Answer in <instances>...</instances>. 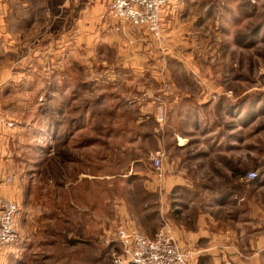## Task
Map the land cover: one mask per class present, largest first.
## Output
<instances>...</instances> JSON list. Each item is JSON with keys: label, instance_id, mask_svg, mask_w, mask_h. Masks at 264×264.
<instances>
[{"label": "rangeland", "instance_id": "1", "mask_svg": "<svg viewBox=\"0 0 264 264\" xmlns=\"http://www.w3.org/2000/svg\"><path fill=\"white\" fill-rule=\"evenodd\" d=\"M106 1L103 9L98 0H63L66 24L80 17L84 39L78 47L67 35L72 46L63 71L69 73L67 99L56 100V94L51 101L42 71L52 61L44 57L35 71L21 75L22 91L9 95L14 97L10 107H0L19 127L9 139L13 169L0 172V184L17 190L11 198L0 193L19 205L16 242L54 238L52 222L45 221L40 234L25 223H38L28 211L32 205L52 209L57 184L73 192L79 204L107 210L109 229L102 226L104 213L80 216L79 225L99 218L92 223L98 222L99 237L81 236L83 241L64 245L61 264H108L109 248L117 247L116 228L134 226L153 236L167 223L165 202L175 211L192 201L201 208L218 192L224 204L246 195L258 206L252 212L264 209V0H171L164 8L172 11L164 16L161 39L133 26L124 34L115 31L104 17ZM94 8L103 9L98 27L88 24ZM108 29L132 44L129 49L135 35H142L148 48L115 57L104 39ZM137 57L148 61L142 66L150 78L145 85L158 94L144 112L138 106L150 98L138 99L142 90L127 89L130 76L121 67L109 74L101 65L105 59ZM155 57L163 63L158 75L149 71ZM156 149L165 154L160 176L149 158ZM253 170L255 176L247 180ZM172 174L180 181L164 192V176ZM26 253L21 251L16 264H60L55 257L35 262Z\"/></svg>", "mask_w": 264, "mask_h": 264}, {"label": "crops", "instance_id": "2", "mask_svg": "<svg viewBox=\"0 0 264 264\" xmlns=\"http://www.w3.org/2000/svg\"><path fill=\"white\" fill-rule=\"evenodd\" d=\"M104 2L105 0H98V4L102 8ZM107 2L108 0L105 8ZM103 9L94 8L93 12L88 15V24L98 27L100 25L98 18ZM15 11L19 13L14 15ZM171 11L166 12L165 9L161 12L162 22H165L166 15L170 14ZM72 23V26L66 24L63 0H0V107L6 109L10 107L8 105L12 103L14 97H9V95L14 93L15 96L16 91H22L19 85L21 75L35 71L37 68L36 61L44 57H49L52 61L49 67L44 68L42 71L46 74L44 82L52 98L51 101L55 100L54 96L56 94V96H59L56 100L63 101L65 97L67 99L70 89L69 73L64 74L63 71L68 70L67 64L64 63L66 50L72 48L68 44L67 35L68 38L74 37L75 46L80 47L84 42L83 25L80 17L73 20ZM67 29L69 30L67 31ZM108 31L109 34L104 39L108 41V48L115 57V53L120 51L131 54V50L134 48L135 54H138L141 48H148L147 44H143L145 38L142 35H135L134 47L129 49L133 46L132 44L127 45L124 39L115 36L111 29H108ZM71 33L74 35L72 36ZM131 55L132 57L135 56L134 54ZM131 55L129 58H131ZM129 58L120 60L117 58L105 59L101 62V65L107 67L109 74L114 73L116 75L117 69L121 67L124 74L130 76L127 81V89L129 91L133 88L134 90H142L138 99L150 98L147 103L138 106L144 112L150 109V105H154L151 99L158 96V94L149 93L152 89L145 85V82L150 78L144 77L142 66L148 65V61L141 57ZM22 62L23 64L20 65ZM162 65L163 63L155 57L151 63L152 70L149 71L158 75V66L160 68ZM57 71H60L61 74ZM153 77L157 78L158 76ZM110 78L112 80L113 77L110 76ZM27 88L32 89L33 87L29 86ZM16 123V119L6 115L5 110L0 109V172L8 174H10L14 165L13 152L15 150H13L14 148L10 143V138L15 139V131L19 128ZM13 132L15 133L13 134ZM56 179L59 180L58 177ZM176 181H180L179 175L164 176V192L171 189ZM171 182L172 184L168 188V183ZM56 186L57 191L53 190L51 193L52 209H47L45 206L41 207V205L34 208L32 205V211L30 208H28V211H30L31 216L39 218L38 223L34 219L25 223V227L27 225L30 229L37 227V233L40 234L43 223L45 221L52 222L54 238L30 240L28 237L27 241H15L10 246L0 250V264H16L22 250L28 251V253L23 254L24 257L32 255L35 262L49 261L55 257V262L59 261L61 264L65 256L63 252L64 245L73 246L77 241H83L81 236L99 237L98 222L92 224L94 218L99 221L98 217H101L104 213L102 219L104 224L102 226L106 225L108 229L110 228L107 210L103 212L106 208H98V211L97 208H88L84 202L78 203L79 201L73 192L61 188L58 184ZM66 186V184L62 185L64 188ZM14 188L16 187L1 183L0 193L11 198L17 191ZM153 190L155 189L153 188ZM212 197V203H206L205 206H201L202 209L199 208L198 202H196L195 207H192L195 203L192 201L185 206H180L179 211H175L174 207H170L165 202L167 227L177 240L179 247L191 255L188 263L224 264L223 261H227L229 264H264V209L252 212L251 208L254 209V206H258L253 204L254 197L246 195H239L233 204L231 202L224 204L220 201L218 192H215ZM163 199L166 200L165 194ZM262 202L264 206V201ZM209 204L211 206H207ZM206 206L211 207L212 213H207ZM92 212H99L100 214L98 217L92 216L90 222L79 225L80 216L87 217V213L92 214ZM186 212H191V214ZM260 219L263 221H260ZM248 220L251 222H248ZM238 221H246L247 223H239ZM77 231L81 234H78Z\"/></svg>", "mask_w": 264, "mask_h": 264}, {"label": "built area", "instance_id": "3", "mask_svg": "<svg viewBox=\"0 0 264 264\" xmlns=\"http://www.w3.org/2000/svg\"><path fill=\"white\" fill-rule=\"evenodd\" d=\"M171 0H108L104 17L109 18L117 32L124 34L127 27H138L161 39V12ZM164 150L150 152L152 167L160 176ZM255 171L246 174L252 180ZM11 177L5 181L10 183ZM19 205L14 199L0 196V249L18 240L17 213ZM117 247H110L108 264H189L190 254L184 251L167 224L153 236L140 232L134 226L121 225L115 230ZM229 264V263H228Z\"/></svg>", "mask_w": 264, "mask_h": 264}]
</instances>
